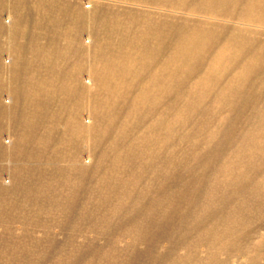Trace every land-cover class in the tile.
Here are the masks:
<instances>
[{"label": "bare ground", "instance_id": "6f19581e", "mask_svg": "<svg viewBox=\"0 0 264 264\" xmlns=\"http://www.w3.org/2000/svg\"><path fill=\"white\" fill-rule=\"evenodd\" d=\"M17 1L16 12L18 13L19 22L16 28L17 32L12 35V38L19 37L23 33H29L28 36L34 34L32 39L25 44L18 45L16 43L18 40H12V49L15 50L18 56H21L18 57L13 79L24 82L33 68H37L34 64L28 66L33 68H28L25 65L24 54L28 50H34V47L40 48L37 47V39L41 35L40 32L45 29L41 22L38 23V21H33L32 18L27 17L29 15L38 16L40 14L39 10L48 9L45 3L49 2V0H34L38 3H43L44 6L39 4V7L37 9L34 8L33 12L28 9L25 0ZM118 1L149 5V9H154L156 12L161 13L143 14L119 8H107L106 11H103L100 7H95L92 14L84 12V17L81 13H78L79 15L71 14L74 25L69 27L68 31L62 30L61 26L65 25L63 24V18L54 24V29L46 28V31L50 33L52 31V34L54 32L55 37L77 34L82 32L83 29L84 33H89V40H93L95 42L94 45H97L94 68L95 70L100 69L101 72H96L94 75L99 84L98 93L100 95L108 94L114 96L121 94L116 87L114 89V85H116L118 76H123L120 74L123 71L118 73V69L113 66L123 65L127 67V73H123L124 76L122 77L125 80L126 77H129L130 67H145L146 62L158 63L166 57L165 55H168L169 51L175 48L176 54L169 58L167 57L168 66L161 64L164 75L168 71L169 64H173L181 73H170L173 76H171L172 79L179 77L178 80L180 82H185L191 78H200L201 82H203L202 85H209V87L212 86L214 89H219L222 85L225 86L222 90L223 93L218 91L215 96L209 97L214 99L213 102L215 100L219 102L215 112H210L212 105L210 106L206 102L209 99L207 97H203L202 101L200 100L196 105L195 103L189 105L190 108L198 109L196 113L201 122L196 127L197 137L203 135L205 137L202 141H198L200 143H196V140L194 141L195 144L192 142L194 144L193 148L181 157L180 162L176 164L173 162L172 166L168 168L171 171H167L164 174L161 172L164 175L161 186L155 192L156 195L152 199L150 198V201L147 198H141L142 201L129 204L140 205L137 208L145 207L149 204L156 207L159 206L160 209L157 212L154 210L145 213L141 225L138 226L136 222L130 227V234L126 235V239L123 238L126 244V249L124 248L123 250L112 243L114 248L102 253V250L95 248L91 244H94L96 236H112L120 230L118 228L123 223L111 228L108 217L105 216L104 218L106 219H104L96 216L100 212L98 210L100 207L114 204L118 205L117 208L115 207V209L108 211L107 214L112 213L113 217L116 218L117 215L123 212L122 207L131 200L126 194L123 197H119V201L115 203L109 198L98 199L99 201L97 202L90 200L86 204L96 205V211L83 210L79 219H74L73 216H75L76 211L74 207L78 206L80 198H83L82 193H84V183L87 180L85 179L87 171H81L80 183L70 186L73 189L71 196L65 197L52 194L53 196L49 195L50 198L44 204L36 201L42 200L44 193L51 194L54 191L52 182L56 181L63 186L67 185L69 181L65 176L67 172L60 168L53 174L39 173V169H21L16 171L27 178L33 176L35 180L25 179L29 184L25 186V192L19 191L17 201H13V203L7 201V197L10 195L0 189V229H3L0 232V264H46L47 262L63 264L65 259L58 258V250L64 253L67 252L68 264L84 263V255H89L91 252L94 253L96 261H98L97 258L100 256L101 262L107 264H142L144 261H148L150 264H231L233 259L238 260V264H264V234L262 233L264 231V0ZM0 8L3 10L4 6ZM64 11L69 13L67 10ZM27 13L28 16L26 17ZM26 30H29V32L25 33ZM3 31L0 25V34ZM123 33L143 36L129 43L122 39ZM26 36L23 35V37ZM180 36H184V38L181 39L179 38ZM179 39L180 41H178ZM39 50L36 49L35 51L40 54L41 51ZM35 61L37 62V60ZM37 69L40 70V68ZM156 77L159 79V76ZM200 91V88L197 89L194 97L197 98ZM24 94H22V97ZM204 95L206 96V94ZM164 98L166 99V97ZM38 100H41L40 97L34 99V106H32L35 113L29 114V108L27 109L26 107L24 112H21L20 119L17 120L16 124L23 129V138L20 137L21 150H27L31 147L30 143L32 141H29L28 137L30 139L34 138L36 128L40 123L37 121L33 123L32 120H28V118L39 115L40 102ZM95 104V109L98 112V124L103 127L96 131L97 134H94L95 150H98L102 148V139L112 136L110 135L113 129L112 125L107 124L106 121L108 120V123L112 124L117 122V117H120L121 112L118 108L119 102L117 100L110 98L97 99ZM109 109H114L112 115L109 114ZM219 112H225L228 115L219 118L218 124L214 122L215 125H218L215 129L211 126L209 128L210 120L215 121L211 119L210 115L213 116V119H217L216 115H219ZM202 115H206L207 118L204 119ZM173 124L175 125V123ZM122 133L119 132L116 137H113V142H110L111 152L114 153L117 163L123 160L131 163L133 159L132 152L128 154L130 155L129 157L122 158L117 151L119 140L123 137L120 136ZM169 134L171 133L169 132ZM181 139L183 140V138ZM51 140L49 138L48 142H51ZM166 148L168 147L166 146ZM77 150L75 159L80 153ZM115 152L118 154H115ZM112 153H102L103 157L100 161L110 160ZM159 154H161V151ZM0 158H4L2 153H0ZM29 158L30 156L23 154L20 159L23 161ZM64 158L65 156H60V154L56 156L57 162L63 161ZM38 159L43 158L40 155ZM158 163L160 164V162ZM100 170H103L102 167H100ZM16 172L13 171L12 181L17 180L18 175ZM118 173L121 175L122 171ZM46 174L47 177L45 176ZM100 178L96 181L95 189H101V191L104 190L105 184L109 182L108 190L114 192L117 190L118 182H121L119 180L120 177L110 180L105 176ZM125 181L130 184H135L136 182V180L132 182L127 179ZM114 182H116V186ZM126 193L128 194L129 192L127 191ZM112 194L120 196L123 193L116 191V193ZM34 203H39L40 206L38 210H34L38 221L35 220V225L26 227L22 224L29 222L26 216L28 209L26 208ZM46 206L55 208L52 213H62L65 223L79 221L84 224L96 225L99 224L97 220L102 219L100 224H105L107 228L102 230L93 228L89 233V239H91L88 240L87 245L89 246L76 244L75 238L79 234L77 231L68 234L67 239L63 243L50 236H47L46 239L33 238L30 233L34 229L45 230V234L55 230L61 233L66 232L64 226L56 225L53 228L51 227L52 223L57 221H50V224L46 226L40 224L38 216L45 212L44 208ZM142 211L145 212L146 210H139L138 214L143 213ZM131 215H133V218L126 222L131 223L137 213L134 212ZM13 228L23 230L22 236L10 233L9 231ZM258 239H262V243L255 245V241ZM140 244L146 245L144 251L136 249L137 245ZM252 246L254 247L251 252L250 248ZM160 248L163 251H159L158 249Z\"/></svg>", "mask_w": 264, "mask_h": 264}, {"label": "rangeland", "instance_id": "374dc122", "mask_svg": "<svg viewBox=\"0 0 264 264\" xmlns=\"http://www.w3.org/2000/svg\"><path fill=\"white\" fill-rule=\"evenodd\" d=\"M25 2L28 6V9L32 12L34 11L33 10L34 8L37 9V7H39V4L44 6L43 3H38L34 0L32 1L25 0ZM17 3H18L17 0H2V2L0 3V7L4 6L3 10H1L0 8V25L4 30L0 34V153H2L4 157V158H0V171H1L0 189L1 191H4L6 192V194L10 195L7 197V201L13 203V201H17V197L19 196L20 190L22 192H25L24 190L26 189L25 186L29 184V182L26 181L25 179L35 180V177L33 176L31 178H27L22 176V174H19L16 171H19L21 169H25V170L39 169V173L43 172V173L53 174L59 168L65 170L67 172L65 176L69 179L67 185L65 184L63 186L60 182H56V181L52 182L53 184L52 186H54L53 189L54 191H52L51 194L44 193L45 194L43 195L44 198L42 200L39 199V201L38 200L36 201L44 204L50 198V196L53 195L65 196V197L71 196L73 194L72 191L73 189H71L70 186H75L78 183H80L79 180L81 179V171L84 172L85 170L87 171V175H85L86 176L85 179L87 180L84 183V193H82V197L84 198V200L83 198H80V203L78 204V206L74 207L76 211L74 214L75 216H73V218L79 219V217L82 215L81 212H83V210L96 211V207H97L96 205L93 206L86 204L90 200H92L93 202H97L99 200L109 198L113 203H115L119 201V197H123L126 194L129 198H131V200L128 201L127 204L122 207L123 212L117 215V217L119 218L113 217L112 213L109 215L107 214L108 211L115 209V207L117 208L118 205H114V204L113 205L110 204L109 206H105V207H100L98 210H100L101 213L98 212V215L96 216L97 218H104L105 216L108 217L109 218L108 221L109 224L111 225V228L118 226L120 223H123V225L120 228H118L120 230L117 231L112 236H106V235L96 236L94 244H91L95 248L102 250V253L113 249L114 247L112 243L116 244L122 250L124 248L126 249V244L123 238L126 239L125 238L126 235L130 234L131 231L130 227L136 222L138 223L137 224L138 226L141 225V221L145 213L152 212L154 210L157 212L160 209L159 206L156 207L149 204L148 205L150 206V208L148 205H146L145 207L142 206L140 208H137L140 205L137 204L129 205V204L132 202L136 203V201L137 202L142 201L143 198H147L148 201H150V198L152 199L156 195L155 192L161 186L163 179L162 177L164 176L162 175V173L164 174L167 171H171L170 169L168 170V168L172 166L173 162L174 164L180 162L179 160L181 159V157H183L188 150H191L193 148V145L195 144L194 141L196 140L195 141L196 143H200L198 141H202L203 138L205 137L204 135L197 137L196 127L198 124H200L201 121L199 119L198 114L196 113L198 112V109L190 108L189 105H192L194 103L196 105L203 97L209 98L215 96L216 92L218 91L222 92L225 86L222 85L219 89L217 88L214 89L212 86L209 87V85L208 86L202 85L203 82H201L200 78L199 79L191 78L186 80L185 82L184 81L180 82V80H178L179 77H177L176 79L174 77L172 79L173 76L170 73L172 72L173 73L179 72V74L181 73L177 68H175V65L173 64H169L168 71L166 75H164L163 66L165 64L168 66L169 62L167 61V57L169 58L176 54V50L174 48L172 49V51H169L167 53L168 55H165L166 57H164L162 61L158 63L146 62L145 67H130L129 70L130 73H128L129 77H126L125 80L122 79V77L124 76V74L127 73L126 72L127 67L123 65L113 66L118 69V73L120 71L121 72L123 71L122 73H120L123 76L122 77L118 76L116 80V85H114V89L116 87V89L120 90L121 94H116L114 96L108 94L100 95L98 93L99 84L96 76L94 75L96 74V72H101L100 69L95 70L94 68V57L97 52L96 51L97 45H94L95 42L93 40L92 41L89 40L90 38V36L88 35L89 33L88 34L84 33V29H83L82 32L80 33L78 32L77 34H67L63 37H55L54 32L52 34V31L50 33L46 31L47 30L46 28L54 29L55 27L54 24L58 23V21L62 20L63 18V24L65 25L61 26L62 30L68 31V28L74 25V21L72 20L73 16H71V14L79 15L78 13H81L83 14L84 17V12L86 14H92L94 12L95 7H100L101 9H103V11H106L107 8H114V9L119 8V9L130 10L133 12H140L143 14L161 13V12H156L154 9H149L150 8L149 5L137 4V3H125L118 0H49V2L45 3L49 11L48 9L39 10L40 14L38 16L35 15L28 16L27 13L26 14V17L28 16L27 18H32L33 21H38V23L41 22V24H43L45 27V29L40 32L41 35L37 39L38 40L37 47L40 48L34 47V50H28V52L24 54L25 65L28 67L29 65L34 64L37 66V68H40V70L37 68L36 70L33 67H28V68H33V70L26 77L27 81L25 80L24 82H21L19 80H15L13 79L15 72L14 70H16L18 57L20 55L18 56L15 50L12 49V42H13L12 40H18V42H16L18 45L25 44L27 41H30L34 35V34H30L28 36L29 33L27 32H29V30H26L25 33L27 34L23 33L20 34L19 37L12 38V35L15 32H17L16 28L19 22L18 13L16 12ZM63 9L67 10L69 13H65ZM41 18L45 20H42ZM31 30L32 32H34L33 29ZM123 34L124 35L121 36L122 39L123 40L125 39V42H129V43L133 40L136 41L138 38H141L143 36V35L136 36L137 34L136 35L126 34V33ZM23 35L24 36L27 35V36L23 37ZM64 37H66L67 39ZM179 38L182 39L184 38V36H180ZM178 41H180V39ZM69 45L71 46L73 45V46L70 47ZM42 47H46L50 49L46 50L43 49ZM68 47L72 49L68 50ZM36 49L38 50L40 49L39 50L41 51L40 55L39 52L35 51ZM35 60H37V62ZM159 63L160 65H158ZM156 76H159V79ZM199 88L201 89V91L199 93V96L196 98L194 97V95L197 89ZM127 89H129L128 92H126ZM161 92L162 94H160ZM22 94H24L23 97ZM204 94H206V96ZM109 96H111L112 98ZM39 97L41 99L38 100L40 102L39 103L40 110L38 112L39 115L37 117L34 116L33 118L32 117L28 118V120L29 121L32 120L33 123L34 121L40 123L36 128V134L34 135V138L30 139L28 137V140L32 141L30 143L31 147L28 148L27 150H21L20 145H22V143H20V137L23 138L22 136L23 129H21V127L18 124H16L17 120L20 119V114L21 112L22 113L24 112V109H26V107L27 109L29 108L28 110V112H30L29 114L35 113L33 112L32 106H34V99H38ZM164 97H166V99L168 97L167 99L168 101ZM109 98L113 100H117V102H119L118 108L120 109L121 115L120 117L119 116L117 117L118 118L117 122H114L113 124L108 123V120L106 121L107 124L112 125L113 129L110 134L112 136H108L102 139L101 141L102 148L95 150V145L93 141L94 134H97L96 131L103 128L102 126H100V124H98V120H97L98 112L95 109L96 107L95 103L97 99H109ZM213 100L214 99L209 98L208 101H206L208 102V104H210V106L212 105V109L210 110V112L212 113L217 110V104L219 103L216 100L215 102H213ZM163 103L165 104V106ZM121 106L123 107L121 108ZM179 108L181 109V111ZM113 110L114 109L108 110L110 115H112V112L114 113ZM179 112L181 113L182 116L180 115ZM175 113L176 114L178 113L177 115L179 118ZM219 113H220L219 115H216L217 119H213V116L210 115L211 119L215 121L210 120L211 123H209V128L211 126L215 129L218 126L215 125L218 124L217 123L218 119L228 115V113L225 112H219ZM202 116L204 117V119L207 118L206 115L205 116L202 115ZM173 123H175L176 126ZM162 126L164 129L162 128ZM170 126L172 129L170 128ZM167 129H169L168 131L171 134H169ZM192 129L195 130L193 131ZM119 132H123L120 135L121 137L122 136L123 137L119 140V148L117 149V151L122 158L129 157L130 155L128 154L132 152L133 159L131 160V163L125 162L124 160L117 163L114 153L111 152L110 142L111 141L113 142L114 140L113 137H116V135H118ZM186 132L188 134H184ZM49 138L52 139L51 142L50 141L48 142ZM181 138H183V140ZM171 139L172 141H170ZM192 142L194 144H192ZM164 144L168 148H166ZM161 146L164 147L162 148ZM128 148H130V150H128ZM76 150L80 152L77 159H75ZM140 150L143 152H141ZM160 151L162 155L159 154ZM106 152L112 153L110 160L100 161L101 158L103 157L102 153H106ZM116 153L117 152H115V154ZM23 154L30 156V158L25 160L22 159L23 161H21L20 158ZM58 154H60V156H65L63 161L57 162L56 156ZM40 155L42 156L43 159H38ZM158 162H160V164ZM100 167H102L103 170H100ZM13 171L16 172V174L18 175L16 181L14 180L12 181ZM119 171H122L121 175H119L118 173ZM153 171L154 173H152ZM45 176L47 177V174ZM102 176H105L108 180L113 179L115 177H120L119 180L121 182H118L117 186H116V182L114 183L115 186L117 187L116 191L122 192L123 194H121L120 196L117 194H112V193H116V191L112 192L108 190L109 182L105 184L106 186L104 190L101 191V189H95L96 181L98 179H101L100 177ZM125 178L127 180H131L132 182L133 181L135 182L136 180V182L135 184H130L129 182L125 181L126 180ZM127 191L129 192L128 194L126 193ZM39 208H40L39 203L37 204L34 203L26 208L28 209L26 216L29 219L28 220L29 222L22 223L24 226L29 227L31 225H35V220L38 221V219L34 214V210H38ZM54 209L55 208H52V206L51 207L46 206L44 208L45 212L41 213L40 216H38L41 222L40 224L46 226L50 224L49 223L50 221L51 222L57 221L56 223L53 222L51 227L53 228L56 225H61L66 228L65 230L66 232L61 233L60 231L55 230V231H50L48 234H45L46 233L44 232L45 230L34 229L30 233L33 236V238L46 239L47 236H50L51 238L57 240L58 242L63 243V241L67 239L68 234H72V232L77 231L79 232V234L75 238L76 244L87 245L88 240H91L89 239V233L92 231L93 228L94 229L96 228V230H102L104 228H107L105 224L103 225L100 224L102 219L97 220L99 224L96 225L90 223L84 224L79 221H72L65 223L64 215L62 213H58V214L52 213ZM143 209L146 211L145 212L142 211L143 213L138 214L139 210H143ZM134 212L137 213V216L134 217L131 223L126 222L133 218V215L131 214ZM101 214L103 217L101 216ZM2 231L3 229H0V232ZM9 232L17 236H22L24 231L21 230L20 228H13ZM262 233L264 234V231H262ZM260 243H262V239H258L257 241H255L254 244L256 245ZM254 246L250 248L251 252ZM136 249L139 251H144L146 249V245L144 244L137 245ZM158 250L163 251L161 250V248ZM66 253L60 252L59 250L57 251V255L59 256L58 258L65 259V262H63V264H68L67 263L68 254ZM97 259L98 261H96V258H94V253L91 252V254L89 255L88 254L84 255V263L82 262L80 264H107L101 262L100 256ZM231 261H230L231 264L239 263V261L236 259H233ZM144 263L150 264L148 261H144L142 264ZM46 264H51V263L47 262Z\"/></svg>", "mask_w": 264, "mask_h": 264}, {"label": "crops", "instance_id": "0c3cea01", "mask_svg": "<svg viewBox=\"0 0 264 264\" xmlns=\"http://www.w3.org/2000/svg\"><path fill=\"white\" fill-rule=\"evenodd\" d=\"M78 36V35H77ZM64 38H66V37H64ZM67 39V38H66ZM70 47H72V46H70ZM72 48H68V50H71ZM40 55V54H39Z\"/></svg>", "mask_w": 264, "mask_h": 264}]
</instances>
